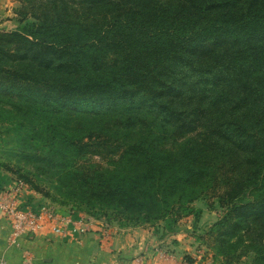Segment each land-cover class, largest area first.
I'll use <instances>...</instances> for the list:
<instances>
[{
    "label": "trees",
    "instance_id": "16d2710c",
    "mask_svg": "<svg viewBox=\"0 0 264 264\" xmlns=\"http://www.w3.org/2000/svg\"><path fill=\"white\" fill-rule=\"evenodd\" d=\"M20 2L0 146L41 166L0 172L136 222L211 194L223 244L264 246V0Z\"/></svg>",
    "mask_w": 264,
    "mask_h": 264
},
{
    "label": "rangeland",
    "instance_id": "374dc122",
    "mask_svg": "<svg viewBox=\"0 0 264 264\" xmlns=\"http://www.w3.org/2000/svg\"><path fill=\"white\" fill-rule=\"evenodd\" d=\"M21 7L20 0H0V32H14L22 26L23 16L19 14ZM3 149L0 146V159L3 163H10L14 170L20 166L24 172L34 173L36 167L41 166L33 161L7 157V153L1 151ZM1 171L7 173L10 178L22 180L12 172ZM44 178L46 177H43V180ZM35 183L38 184L37 188L27 183L26 190L20 196L22 204L29 203L37 209L46 206L57 216L72 218L77 225L103 224L115 228H142L153 236L151 250L157 253H153V258H156L157 262L160 260L163 264H264V246L251 244L248 237L242 239L235 237L230 240V244H223L214 226L222 219L224 210L211 194L200 197L189 205L192 211L182 212L175 223L169 220L136 222L120 216L115 217L112 209L91 208L74 202L52 188L50 180ZM212 230L214 233L211 234Z\"/></svg>",
    "mask_w": 264,
    "mask_h": 264
},
{
    "label": "crops",
    "instance_id": "0c3cea01",
    "mask_svg": "<svg viewBox=\"0 0 264 264\" xmlns=\"http://www.w3.org/2000/svg\"><path fill=\"white\" fill-rule=\"evenodd\" d=\"M14 182L0 172V189ZM10 231V221L1 219L0 264H163L153 258L152 235L142 228L76 224L63 235L44 227L19 246L10 243Z\"/></svg>",
    "mask_w": 264,
    "mask_h": 264
},
{
    "label": "built area",
    "instance_id": "2783aa9c",
    "mask_svg": "<svg viewBox=\"0 0 264 264\" xmlns=\"http://www.w3.org/2000/svg\"><path fill=\"white\" fill-rule=\"evenodd\" d=\"M26 187L25 181L15 180L12 186L0 189V220L10 221L11 244L19 246L22 238L38 234L44 227L64 235L69 226L76 224L72 218L57 216L46 206L37 209L29 203L22 204L20 196Z\"/></svg>",
    "mask_w": 264,
    "mask_h": 264
}]
</instances>
